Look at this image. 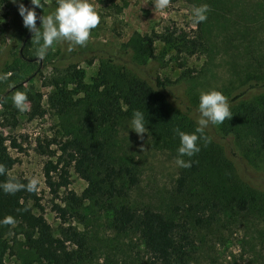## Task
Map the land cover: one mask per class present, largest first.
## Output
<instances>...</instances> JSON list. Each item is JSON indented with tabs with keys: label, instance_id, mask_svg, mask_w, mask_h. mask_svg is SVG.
<instances>
[{
	"label": "rangeland",
	"instance_id": "374dc122",
	"mask_svg": "<svg viewBox=\"0 0 264 264\" xmlns=\"http://www.w3.org/2000/svg\"><path fill=\"white\" fill-rule=\"evenodd\" d=\"M44 1L48 6L45 15H48L57 6V0ZM92 3L100 14V21L91 30L89 42H110L121 46L135 34L153 32L201 41L203 47L199 53L188 59L190 75L180 82L189 94L191 105L198 104L202 91L216 89L228 99L247 88L251 78L264 81V0H169L164 9H155L154 0H92ZM203 3L209 5L207 18L194 23L192 10ZM14 6L11 0H0V20L3 21L0 23V64L9 58L6 51L13 43L9 25L16 17ZM18 16L22 19L20 14ZM58 49L57 44L51 48L53 52ZM157 53L164 68L162 76L177 80L184 73L185 67H180V62L185 55L171 51L160 42L157 43ZM44 58L39 64L42 76L27 84L34 93L43 95L40 107L28 103L27 110L16 112L14 117L5 114L0 107V135L10 139L9 146L13 139L21 146L19 149L9 148L16 161L11 174L27 178L37 187L44 210L34 208L33 211L36 214L42 212L55 236H62V231L69 225L79 231L86 243L78 264H152L139 231H116L111 214L95 199L86 200L74 209L64 202L68 190L81 196L88 187V183L76 173L71 171L68 190L53 194L47 187L44 165L49 160L56 162L60 153L56 152V146H52L56 152L54 156L41 155L38 142L66 139L82 126L84 136L92 131L87 123L79 125L80 120H85V100L63 115L52 108L49 97L56 92L53 82L58 80L67 84L69 89H74L75 85L71 78L47 66ZM80 68L86 74L85 81L92 83L99 62L91 66L81 63ZM83 96L79 93L74 100H82ZM263 112L264 89H261L236 107L232 117L241 115L248 123L252 116L259 117ZM129 121L130 118L124 117L113 128L95 130L93 138L104 143L105 155L111 163L137 168L139 183L129 193L132 204L138 208L148 206L177 222H186L194 239L193 258L198 264H264V193L246 189L235 177L233 187L237 192L234 193L250 196L247 197L249 208L246 211H240L235 203L230 202L232 197L221 189L211 188L197 194L193 183L179 193L177 185L182 167L175 163L177 153L157 144L148 131L138 135L129 129L127 135ZM251 125L252 122L238 126L244 134L241 149L244 153L249 151L252 166L243 165L242 171L250 184L259 187L264 179V153L259 151L257 132ZM206 200L215 202L217 207L212 210V204ZM190 204L196 207L192 212L187 211ZM56 205L65 207L72 214L66 223L54 210ZM197 206L206 208L198 211ZM197 216L204 218L201 224L196 223ZM23 240L19 234L11 243L12 249L6 256L8 264L32 257Z\"/></svg>",
	"mask_w": 264,
	"mask_h": 264
},
{
	"label": "trees",
	"instance_id": "16d2710c",
	"mask_svg": "<svg viewBox=\"0 0 264 264\" xmlns=\"http://www.w3.org/2000/svg\"><path fill=\"white\" fill-rule=\"evenodd\" d=\"M22 2L27 7H35L30 4V0ZM41 4L43 8H35L37 27L41 23L39 17L46 14L48 8L44 0H41ZM14 9L16 17L9 25L13 43L6 51L9 58L0 64V107L12 117L19 112L11 102L14 92H25L27 102L38 107L43 99L42 94L34 93L27 87L29 82L42 76L39 65L41 59L34 55L36 45L32 43L33 32L23 25L21 18L18 19L16 4ZM158 42L171 51L185 55L180 62V67H185L184 73L177 80L162 76L164 68L157 53ZM56 44L59 49L56 52L50 50L44 62L59 74L71 78L75 87L69 89L67 84L55 80L53 85L56 92L50 95L49 103L56 113L63 115L85 100V120H80L79 125L87 123L92 133L84 136L82 126L66 139L58 141L54 138L38 142L41 155L54 156L56 152L60 153L56 162L49 160L44 165L47 187L53 194L60 193L62 189L68 190L73 171L88 183V187L81 196L68 190L64 202L69 203L71 208L81 206L86 200L95 199L111 214L116 231H139L152 264H198L193 258L194 239L188 224L177 222L148 206L135 207L129 200V193L139 183L137 168L111 163L105 155L104 143L97 137L93 138V133L105 127L113 128L119 120L124 117L131 119L133 111L140 110L146 117V123L148 122V133L155 142L177 153L179 137L174 130L179 128L186 133L194 132L199 115L198 104H190L189 94L180 82H184L190 75L191 70H187L188 59L199 53L203 44L200 40L156 32L135 34L121 46L92 41H87L83 46L67 41ZM96 61L99 62V69L92 83H87L86 74L80 65L86 63L91 66ZM253 79L248 80L247 88L227 99L231 113L247 101L249 95L264 89V81ZM79 93H83L84 98L74 100V96ZM236 116L219 125L209 124L204 130V139L197 141L199 152L192 157H183L186 161H191V166L181 170L177 185L179 193H183L193 183L196 184L197 194L211 188L221 189L232 197L230 202L235 203L240 211L249 208L250 196L234 193L237 192L233 187L235 177L246 189L264 193V179L259 187H255L248 182L242 171L243 165L252 166L249 151L245 150L246 154L241 149L244 134L238 128L241 123L252 122L251 126L257 132L259 151L264 153V112L259 117L252 116L248 123L241 115ZM8 141L9 138L0 135V169L3 170L0 171V184L14 178L22 187L15 192H5L0 188V264H8L6 256L12 249L11 243L19 234L23 236V245L32 253V257L16 264H78L82 259L85 240L71 225L64 228L62 236H55L42 212L36 214L33 211L34 208L44 210L38 189L34 185L31 191L27 190L30 180L11 174L16 161L9 148L19 149L21 146L16 139L11 141L10 146ZM52 146L57 147L56 152L51 149ZM206 202L212 204V210L217 207L215 202ZM205 208L206 206L203 209L197 206L198 211ZM195 209L193 204L187 207L189 212ZM54 210L63 223L72 215L60 205H56ZM203 221V217H196L197 224ZM69 245L76 248L70 249Z\"/></svg>",
	"mask_w": 264,
	"mask_h": 264
},
{
	"label": "clouds",
	"instance_id": "9594fccd",
	"mask_svg": "<svg viewBox=\"0 0 264 264\" xmlns=\"http://www.w3.org/2000/svg\"><path fill=\"white\" fill-rule=\"evenodd\" d=\"M13 4L18 6V12L23 20V25L33 32L32 43L36 45L34 55L38 59H43L51 50L54 44L67 41L70 44L83 46L90 37V32L94 29L99 21L100 14L92 0H57V6L54 11L48 15L39 17L41 23L37 27L36 7L43 8L41 0H30V4L35 7H27L22 0H11ZM169 0H154L155 9H164L168 6ZM209 5L207 3L200 4L193 8V22H203L207 18ZM3 21L0 20V23ZM13 107L18 111L24 112L28 108L27 95L23 91H16L11 96ZM198 116L196 118V128L192 133H186L179 128L175 129V134L179 137V146L177 148V156L175 163L179 167L187 168L191 166L190 160L183 157H192L199 152L200 147L197 143L199 139H204V130L209 124L219 125L225 120L232 117L229 104L225 95L216 89L202 91L199 95ZM148 123V122H147ZM146 117L140 110L132 113L128 123V130L131 129L138 135L148 131L146 128ZM0 171H3L0 169ZM20 185L14 178H9L7 182L0 184L5 192H15ZM27 190L31 191L34 187L33 183H29Z\"/></svg>",
	"mask_w": 264,
	"mask_h": 264
}]
</instances>
